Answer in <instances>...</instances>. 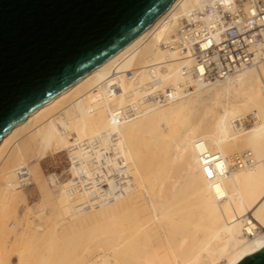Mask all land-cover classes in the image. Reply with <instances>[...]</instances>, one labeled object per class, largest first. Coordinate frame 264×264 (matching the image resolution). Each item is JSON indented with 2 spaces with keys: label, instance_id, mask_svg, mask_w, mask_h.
Wrapping results in <instances>:
<instances>
[{
  "label": "bare ground",
  "instance_id": "obj_1",
  "mask_svg": "<svg viewBox=\"0 0 264 264\" xmlns=\"http://www.w3.org/2000/svg\"><path fill=\"white\" fill-rule=\"evenodd\" d=\"M202 3L174 0L1 140L0 264H232L264 247V59L205 83L160 45ZM166 87L165 102L147 99ZM63 151L69 177L56 192L27 170L30 206L23 166ZM18 201L36 223L18 217Z\"/></svg>",
  "mask_w": 264,
  "mask_h": 264
},
{
  "label": "water",
  "instance_id": "obj_2",
  "mask_svg": "<svg viewBox=\"0 0 264 264\" xmlns=\"http://www.w3.org/2000/svg\"><path fill=\"white\" fill-rule=\"evenodd\" d=\"M174 0H0V142L146 31ZM232 264H264V247Z\"/></svg>",
  "mask_w": 264,
  "mask_h": 264
},
{
  "label": "built area",
  "instance_id": "obj_3",
  "mask_svg": "<svg viewBox=\"0 0 264 264\" xmlns=\"http://www.w3.org/2000/svg\"><path fill=\"white\" fill-rule=\"evenodd\" d=\"M160 45L174 51L178 60L189 62L188 66H181V72L192 80L210 83L227 78L264 59V3L203 0L200 6L180 16L177 26ZM155 65L147 66V70L153 73ZM130 73L133 72L125 71L128 76ZM117 74L114 71L112 78H117ZM110 90L118 93L121 88L111 83ZM172 93L173 87H166L161 92H152L147 99L163 103ZM124 112L132 115L136 108L128 106Z\"/></svg>",
  "mask_w": 264,
  "mask_h": 264
},
{
  "label": "rangeland",
  "instance_id": "obj_4",
  "mask_svg": "<svg viewBox=\"0 0 264 264\" xmlns=\"http://www.w3.org/2000/svg\"><path fill=\"white\" fill-rule=\"evenodd\" d=\"M69 167L70 162L66 151L59 154H47L45 156L37 153L33 154V156L29 158V161L23 166L21 175L18 178V184L22 187L26 195L27 204L33 206L38 193L34 180L30 179V177L28 178L26 175L29 168H35L34 171H36V176L42 177V181L44 180L43 182H45L47 187L51 189L50 191L54 193L66 183L69 177V173L67 172ZM26 206V203H20L19 201L15 204L18 217L23 220L30 219L33 223H36L37 218L35 216L33 217L34 214L32 215V212H29ZM34 207H36V204H34ZM10 258L12 262H16L15 254H12Z\"/></svg>",
  "mask_w": 264,
  "mask_h": 264
}]
</instances>
